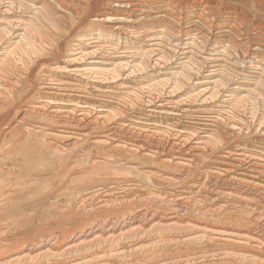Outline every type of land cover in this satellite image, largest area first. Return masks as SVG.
I'll return each mask as SVG.
<instances>
[{
  "label": "rangeland",
  "instance_id": "374dc122",
  "mask_svg": "<svg viewBox=\"0 0 264 264\" xmlns=\"http://www.w3.org/2000/svg\"><path fill=\"white\" fill-rule=\"evenodd\" d=\"M0 1H3L4 4L2 6V14L0 12V31L4 30L2 36L4 42L2 41L0 43V56L10 54V51L15 49V46L20 45L19 43L28 47H26V51L28 52L23 55H21L22 53L20 55L15 54L13 57L8 55L9 60L7 61L9 63L7 64V68H10H8L9 72L7 73L11 74V76L17 73L22 74L24 76L25 87L34 89L33 92L31 91L24 95L25 102H38L40 100L39 97L45 94L44 89L40 85L45 80H48L55 86L81 87L80 81L86 79H84V75L79 70L86 69V65H92L93 69L101 67V69L103 68V70H109L111 72L107 77L101 76V79L107 82L104 81L105 83L103 82L102 86L108 89L109 94L95 92L93 89L88 88L84 92L85 94L81 95L89 103L99 108L101 107L102 109H100L102 111L106 109L105 111L111 112L108 107L115 110L119 108L117 112L121 113L124 111L122 115L125 114V117L120 116V113L118 116L117 112H115L116 115H112L117 120H123L129 123L133 121L134 124L137 123L141 127L150 125L148 127H155L161 132H164V130H168L170 133L185 132L190 134L189 132H194V134L192 133L190 135L197 134L201 137L206 132L213 135V139H211L213 143L210 142L208 145V147L210 146L208 148V156L202 161V165L197 169V173H195L194 178L190 182L204 178V174L207 173L206 171L216 166L212 159L229 151L244 150V152L249 153L251 156L257 159L259 158V160H264V61L262 62L261 58L252 56L246 58L242 66L238 68L234 67L235 65L233 66V62L230 61L231 58L229 55L236 53L234 43L235 41L239 42L241 39L236 33H226L227 38L222 44L209 47L205 51L201 45L202 40L199 37L194 38L181 35L180 41L174 42L177 39L173 40L168 37V34L154 33L155 36L147 38L143 30L135 31V33L125 32L124 30L123 32L119 27L123 28L132 25L135 20L142 17L133 16L131 18L132 20H125V10L123 11L121 8L114 7L111 0H91L88 5H86L87 0H83V3L80 6L78 5L80 11L72 7L74 0H66L67 7L61 5L58 0H48L52 5L51 9L53 11L49 9V14L44 12L43 15L32 10L31 6L21 7L18 4L19 2H16L14 5L13 13L11 12L9 14L6 10L8 1ZM159 1L161 0H156V2ZM194 1L180 0V8L184 14L191 11V5L194 8H198L196 11L199 14L200 3ZM206 1L210 5L217 7V11L212 12L215 25H222L228 18L229 20L234 19V23L237 26L239 25V29L237 30L241 31V34L244 33L243 38L249 40L256 33L264 30L260 29L261 27L264 28V9H262L264 8V0H204V3ZM185 4L189 6L187 7ZM4 11L8 14L6 16L11 17L9 21L11 20L13 22V24H10V28L8 26L9 24L4 20ZM196 11L194 13L197 14ZM232 11H236L237 16L234 17L231 15L230 12ZM102 12L108 14V16L104 18L105 20L103 18L97 20L94 16ZM41 16H44V19ZM238 16L243 18L240 19ZM27 20H33L36 24V28L34 26L35 31L33 30L35 33L31 32L30 34L29 32L25 34ZM167 20L175 23L172 19ZM128 21H131V23H128ZM241 23L242 27L240 26ZM199 24H196L198 28L205 30L202 24ZM100 31L103 33L113 31L117 35L120 34L122 39H114V42L107 40L106 37H102L99 48L91 50L94 56L87 57L86 60L81 58L80 55H75L74 57L69 56L71 50H75L83 42V40L80 41L81 39L78 36L94 35ZM262 33L264 34V32ZM21 36H24L23 40ZM50 36H53L51 41V46H53L44 48L42 41L44 42ZM192 38L197 41L192 42V40H189ZM169 39L171 40L169 41ZM229 43L233 48L230 47L229 51L227 49L226 52L229 55H226L228 53L225 52L224 54L222 51ZM140 44L141 46H139ZM39 48H44V52L39 53ZM147 50H153L150 54L151 57L143 56ZM144 57L149 64L144 61ZM74 59H77V61ZM27 62H29V65ZM183 63H192L190 64V68L188 67L187 69L190 76H188L189 79H181L182 84L179 86L176 85L177 79L173 76V73L178 72ZM112 71L114 72L112 73ZM75 72H77L76 75ZM115 73L118 79H116L117 76L114 75ZM51 75L52 78H50ZM5 76L7 77L9 75L6 74ZM219 79H224L223 82L225 81L224 83L226 84L221 83L222 81ZM160 80L164 82L165 86L164 84L160 85L161 87L156 85L160 83ZM217 81L218 84L215 85ZM257 81H261L259 82L261 84L258 85ZM252 82L255 83L253 84ZM75 93L78 94L77 92ZM236 97L244 99L245 102L242 101L237 104L240 106H237L234 102ZM206 100L207 102H205ZM60 105V103L56 104L59 107L63 106ZM100 109L98 110L100 111ZM167 111L169 112L167 113ZM255 115L259 116L256 123L253 120ZM114 117L113 120H116ZM242 126L245 127L241 129ZM6 127H8L7 122H0V133L8 132V128ZM246 127H249V130ZM171 128H174V130H171ZM42 140V136L37 133L29 134L19 132L13 139L6 140L3 149L0 151V261L4 260L0 264H76L77 262H80V264H260V262L258 263L250 259L241 260L227 257L224 253V241L226 240L215 239L216 241H211V239H208L209 241L204 243H191V240L185 237L191 235L193 232L185 231L186 233H182L181 231L174 232V234L173 232L156 234L154 232L151 233L149 228L145 230V236L148 239L143 236L144 234H139L136 237L120 242L121 244H101L102 246L99 245L90 249L73 250L70 252L64 251L65 248L63 247L65 243L85 225L95 223L98 220L112 218V215L118 219H123L124 216L131 213L130 211L133 210V213H135V211L140 210L142 207H146L144 206L145 204H158L155 200L157 199L158 201V199L166 197V194L172 196L181 194V191L189 188V185L183 184L179 187L174 186L171 188L173 185H168V183L166 184L159 180L156 182V188L151 186L150 188L147 182L143 181L144 179H139L137 175L127 173L125 161L128 162L131 158L124 153L111 154L108 148H106L104 151L92 153L91 161L86 162L80 158L82 157L81 149L75 152L76 155L61 156L54 150L45 147ZM109 156L110 158H108ZM113 157L115 160H113ZM99 160L104 161L98 162ZM146 164L148 167L151 165L149 162H146ZM140 182L143 184H140ZM161 184L164 185L160 188ZM112 185H115V188L111 189L110 186ZM96 190H99V195L93 196L94 194L92 193ZM88 197H92L91 199L93 200L89 199L85 202ZM98 198L99 201H106L105 205H111V207L109 206L108 209L97 212V214L89 213L91 206L99 202L96 201ZM144 199L145 202H143ZM124 200L130 201L132 204L136 202L137 205L135 207L132 206L130 208L131 210L129 208H123L124 210L121 209L120 212L119 210L112 209L114 208V204L115 207L120 208V203L124 205L129 203ZM110 201L114 203L112 202L111 204ZM140 203L145 204L141 206ZM219 218L206 219L204 217L197 218L196 216L197 220H194L202 223L205 221L209 226L220 230L235 228L236 226L237 229L244 230L246 226L248 227V223L246 225L245 222L238 223L234 219ZM140 236L145 238L142 240ZM160 238L165 241L154 244ZM153 241L154 243H152ZM242 241V243L236 242L237 244H235L237 246H230V250H243L242 252L246 251L245 253L249 255L251 254L258 258L264 257V247L259 246V244L255 245V243L248 245V243L246 244V239ZM43 242L45 244L50 242L48 245L52 246L55 254L52 253L48 257L34 258L37 257L36 251L44 244ZM149 242L150 244H148ZM244 242L245 244H243ZM140 247L142 248L141 250ZM120 249L121 251H119ZM24 252L30 253L31 257L21 262L9 261L8 258L12 255L25 254ZM199 253L208 255L201 258L195 257Z\"/></svg>",
  "mask_w": 264,
  "mask_h": 264
},
{
  "label": "bare ground",
  "instance_id": "6f19581e",
  "mask_svg": "<svg viewBox=\"0 0 264 264\" xmlns=\"http://www.w3.org/2000/svg\"><path fill=\"white\" fill-rule=\"evenodd\" d=\"M7 1H8L7 2L8 5L6 7V10L8 11L9 14L12 12V10H14L13 7L16 4V2H19L18 4L21 7L22 6H26V7L31 6L32 10L36 11L38 14L42 13V15L44 14V12H47L49 14L48 10L52 8V5L49 3L48 0H7ZM58 1L60 2L61 5L67 7L68 4L65 2L66 0H58ZM82 1L83 0H74V5H72V7L79 10L78 5L80 6L83 3ZM111 1H112V4L114 7L121 8V9H123V11L125 10V12H126V14H124L125 18H126L125 20H127V19L132 20L131 18H133V16L142 17V18L135 20L134 24H132V25L125 26L123 28L119 27V28H121L120 30H122V31L124 30L125 32H134L135 33V31L137 32V31L143 30V33L145 34V36L147 38L155 36L154 33L155 34L156 33L157 34H168V37L172 38L173 40L177 39L174 42H179L181 35L191 36L194 38L199 37V39L202 40L201 45L203 46V50H205V51L209 47H214L215 45L222 44L225 41V39L227 38L226 33H232L233 32L234 34L236 33L237 35H239L241 37L239 42L235 41V43H234V46H235L234 48H236L235 49L236 53L229 55V53L226 52L227 49L229 51L230 47L233 48L230 45V43L227 44L228 46H226L222 52L224 54H225V52L228 53L226 55L230 56V58H231L230 61L233 62V66L235 65L234 67L238 68L239 66H242V64L245 63L246 58L252 57V56L255 58H261L262 62L264 61V44H263L264 34L262 33V32H264V30L256 33V35L253 36V38L251 40H249L247 38L242 37L244 33L241 34L240 33L241 31L237 30V29H239L238 28L239 25L237 26V24L234 23V21H233L234 19L229 20V18H228V20L227 21L225 20L226 22H224L222 25L221 24H220V26L215 25V23H214L215 19L213 18L212 12H214L217 9V7L210 5V3H208L207 1L205 3H204V0H195L194 1L196 3H200L199 14L196 11L198 8H194L193 5H191V7H190L191 11L187 14H184L182 12L183 10H181V8H180V0H161L159 2H156V0H118V1L117 0L116 1L111 0ZM261 1H263V0H261ZM90 2H91V0H87L86 5H88ZM3 5H4L3 1H0V12H1V14H2V8H3L2 6ZM181 5H183V4H181ZM185 5H187V4H185ZM37 6H39V7H37ZM188 6L189 5H187V7ZM262 9H264V8H262ZM242 10H243V8H242ZM194 11H196L197 14L194 13ZM3 13L5 15L4 20L9 24V25L8 24L7 25L10 28V24H13V22L11 20L9 21V18H11V17L6 16V15H8L7 12L4 11ZM50 14H51V12H50ZM230 14L233 15L234 17L237 16L236 11H232V12H230ZM44 16H41V17L43 18ZM53 16H54V14H53ZM107 16H108V14L102 12L101 14L94 16V17L97 20H100L101 18L104 19ZM242 18H240V19H242ZM167 19H172V21H174L175 23H171V22H169L170 20L168 21ZM38 20H40V19H38ZM45 20H46V18H45ZM235 20H236V18H235ZM129 22L131 23V21H128V23ZM198 23L202 24V26L205 30H203L202 28L201 29L198 28V26L196 25ZM54 24H56V23H54ZM35 25L36 24L33 22V20H27V22L25 24V27H26V29H25L26 33L25 34H28L29 32H30V34H31V32L35 33L34 32L35 31L34 30ZM57 25H59V24H57ZM8 26H6V27H8ZM240 26L242 27V23ZM257 26H259V25H257ZM35 28H36V26H35ZM110 28H111V26H110ZM260 29L262 30L264 28L261 27ZM111 30H113V29H111ZM120 30H119V32H120ZM115 31H116V29H115ZM258 31H259V29H258ZM3 33H4V30L0 31V43L3 41V38H2ZM238 33H240V34H238ZM83 34H85V33H83ZM52 37L50 36L49 38H46V40H44V42L40 39V41H42V43H44V46L42 45L44 48L45 47L49 48L51 46ZM78 37L81 39L80 41L83 40V42L79 44L78 48L75 47L76 48L75 50H71L69 56L74 57L75 55L76 56L80 55L81 58H83L85 60L87 57H91V56L93 57L94 56V53L91 50H93L95 48H97V49L99 48V46L102 42L101 41L102 37H104V38L106 37L107 40H109V41H114V39H118V40L122 39V36H120V34L117 35L113 31H109V32H105V33L100 31L94 35H81ZM23 38H24V36H21L22 40H23ZM229 39H231V38H229ZM170 40L171 39H169V41ZM189 40H192V42L197 41L196 39H193V38L189 39ZM106 43H108V42H106ZM19 44L21 45V43H19ZM20 45L15 46V49L10 51V54H8V55L13 57V55H15V54L20 55L22 53L21 55H23L26 52H28V51H26V47H27L26 45H24V44H22L21 46ZM28 45H29V43H28ZM139 46H141V44ZM44 48L43 49L39 48V50H40L39 53L44 52V50H45ZM94 51H96V50H94ZM152 51L153 50L145 51V55H143V56H147V57L150 56ZM231 51H233V50H231ZM220 54H221V52H220ZM8 55L0 56V118H1L0 122H7L8 123V127H6V128H8V132L0 133V151L3 149V147L6 143V140L13 139L19 132H21V133L25 132V133H29V134L37 133L40 136H42L43 145L45 147H48V148L54 150L55 152H57L61 156L75 154V152H77L79 149H81L80 152H81L82 157H80V158L86 162L91 161V154L92 153H95V152L98 153V151H104V150H106V148H108V150L111 154L124 153L126 156L131 158L130 160H128V162L125 161L126 166H127L126 167L127 173L137 175L139 177V179L140 178L144 179L143 181H146L149 187L151 186V187L156 188V186H155V185H157L156 182L159 180L163 181V183L164 182L166 184L168 183V185L169 184L173 185L171 188H173L174 186L179 187L183 184L189 185V188H186V190H184L182 188L183 191H181V194H179V195H173L174 196L173 197L172 195L166 194L167 195L166 197H163L162 199H158V201L156 199L155 201L158 202V204L148 205L145 203H140L141 206H143L145 204L144 206H146V207H144V208L142 207L140 210L135 211V213H133V210L130 211L131 213L124 216L123 219H118V218L114 217V215H112L113 216L112 218H109L106 220H98V221L95 220L96 221L95 223H89L85 226L83 225L84 227H82V229H80V230L78 229L79 231L77 233H75L73 235V237L65 243V245L63 247V248H65L64 251L70 252L73 250L77 251L80 249H90L92 247H96L99 245L102 246L101 244H104V245L110 244V243L111 244L112 243L119 244L120 242L125 241V240L130 239V238H133V237H136L139 234H142V235L144 234L143 236H145V230L147 228H149V231L151 233L154 232L156 234H162V233L164 234V232H173V234H174V232H181V231H182V233L185 231H187V232L190 231L191 233L193 232L191 235L185 237L187 239H190L191 243H204V242H208L209 241L208 239H211V241H213L215 239L226 240V241H224V244H225L224 253L227 257H230V259L231 258H236V259H241V260L250 259V260H253V261L258 262V263L260 262V264H264V259H263L264 257L258 258L254 255H251V254L249 255V254L245 253L246 251L242 252L243 250H241V251L233 250V249L230 250L231 249L230 246H237L236 242L242 243L243 239H246V244L248 243V245L249 244L252 245L255 243V245L259 244V246L264 247V162H263L264 160L261 159L262 160L261 161V160H259V158L257 159L255 157L251 156L249 153L244 152V150L241 151L240 149L237 151H235V150L229 151V152L225 151L226 153H223V154L218 155V156L215 155L216 157L212 160L214 161V165H216V166H215V168L208 169L206 171L207 173L204 174V178L197 179L193 182H190L192 180V178H194L195 173H197L196 172L197 169L202 165L201 164L202 161L205 158H207V156H208V151H209L208 148H210V146L208 147V145L210 144L211 139H213L212 138L213 135H211V133L206 132L205 135H203L201 137V136L197 135L196 133H195L196 135H190L192 133L194 134V132H192V133L189 132L190 134L185 133V132H179V131H176L179 133H170L168 130H167L168 131L167 132L164 129H163L164 132H161V131H158L159 129L157 130L155 127H148L150 125H148V126L146 125L147 127H143V126L141 127L137 123H136L137 124L136 125L133 123L132 120H131L132 123H129V122L123 121V120H117L113 115H116L115 112H117V110L119 108L117 110H115V109H111L110 107H108L111 110V112L105 111L106 109H103V111H102L101 107H100L101 108L100 109L98 106L89 103L86 100V98L83 95H81V94H85L84 92H86L88 90V88L93 89L95 92H100V93H104V94L108 93L109 94L108 89H106L105 87L102 86V83L104 81L106 82V80L101 79V76L107 77L108 75H110L109 73H111V72H109V70H103V68L101 69V67H99V68L96 67L97 69H93L92 65H86V66L84 65L86 69H82L83 71L79 68L80 73L82 75H84V79H86V80L80 81L81 87H73V86L72 87H70V86L65 87V86H59V85L55 86V85L51 84V82H49L48 80L43 79L45 81L40 85V87L42 89H44L45 94H42V97L41 96L39 97L40 100H38V102H25L24 95L30 93L31 91L33 92L34 89H31V87H29V88L25 87V85H24L25 81L23 80L24 76L22 74L20 75L17 73V74H14L13 76H11V74L7 73V72H9L8 70L10 69L9 67H8L9 69L7 68V66H8L7 64H9L7 62L9 60ZM226 55H225V57H226ZM26 56H28V55L26 54ZM83 59H81V60H83ZM74 60L77 61V59H74ZM146 60L147 59L145 58L144 61H146ZM18 62H19V60H18ZM146 62H144V63H146ZM27 63L29 65V62H27ZM70 63H71V61H70ZM148 64H147V66H148ZM190 64H192V63H190ZM190 64L189 63H183L181 65V69H179L178 72L173 73V76H175V78L177 79L176 85L181 86L182 80H185L186 78H188V76H190L187 72L188 67L190 68ZM22 65H25V64H22ZM165 65H166V63H165ZM240 68H242V67H240ZM27 69H29V68H27ZM114 71H112V73ZM70 72H72V71L70 70ZM76 73L77 72H75V75H76ZM238 73H239V71H238ZM6 74L9 76L6 77L5 76ZM23 74H24V72H23ZM81 74H80V76H81ZM94 75H95V77H94ZM114 75L117 76L116 73ZM263 75H264V73H263ZM44 77H46V76H44ZM50 78H52V75ZM110 78H112V77H110ZM116 79H118V76ZM29 80H30V78H29ZM219 80H221V79H219ZM223 80L224 79L221 80L222 81L221 83L225 82V81L223 82ZM259 82H261V81H257L258 85L261 84ZM30 83H31V81H30ZM84 84H85V86H83ZM163 84H164V82H161V80H160V83H157L156 85L160 86ZM216 84H218V81L215 82V85ZM224 84H226V83H224ZM164 86H165V84H164ZM155 87H157V86H155ZM160 87H158V88L160 89ZM166 88H168V87H166ZM116 91H114V92H116ZM236 91L238 92V90H236ZM74 92H77L78 94H76V93L74 94ZM147 96H149V95H147ZM102 98H104V97H102ZM198 98H200V97H198ZM242 101H244V99H242V98L240 99V98L236 97L234 102L237 105V104L241 103ZM205 102H207V100ZM57 103H60L63 106H61V105H60L61 107L56 106ZM237 106H240V105H237ZM98 109H100V111ZM109 109H107V110H109ZM168 112L169 111H167V113ZM119 113L120 112H117L118 116H119ZM122 113H124V111L120 113L121 114L120 116L125 115V114L122 115ZM113 117L116 120H113ZM258 117L259 116L255 115L254 119L252 118L255 123L257 122ZM244 127L245 126H242L241 129H243ZM168 129H169V127H168ZM172 129L174 130V128H171V130ZM247 129L249 130V127ZM3 132H4V130H3ZM211 143H213V142H211ZM82 146H84V147H82ZM212 146H215V145H212ZM210 152H213V151H210ZM108 158H110V156ZM76 159H79V158H76ZM113 160H115L114 157H113ZM102 161H104V160H99L98 162H102ZM98 162H96V163H98ZM146 162H149L151 164L150 167L147 166ZM76 165H74V166H76ZM208 168H209V166H208ZM136 182H138V181H136ZM140 184H143V183L140 182ZM163 185L161 184L160 188ZM110 187H111V189H113V188H115V185H112ZM168 188H169V186H168ZM117 189H119V188H117ZM168 193H170V192H168ZM92 194H94L93 196L99 195V190L98 191L96 190ZM159 194H160V192H159ZM161 195H163V194H161ZM92 197L86 198L85 202L87 200L91 199ZM91 200H93V199H91ZM133 200H135V199H133ZM140 200L139 201L137 200V201L141 202ZM148 200L150 201V199H148ZM96 201H99V198ZM112 202H111V204H112ZM125 202H129V203L126 205L120 203V205H121L120 208L115 207V204H114V208H112V209L113 210H119V212H120V210L123 208H129L130 209L132 206L135 207L137 205L136 202L133 204L130 203V201H125ZM125 202H123V203H125ZM143 202H145V199ZM105 203H106V201H104V200L99 201L95 205L92 202L93 206H91V208L89 209V211H90L89 213L97 214V212H102V211L108 209L109 206L111 207V205L108 206V205H105ZM117 204H118V202H117ZM83 205H85V204H83ZM83 205H81V206H83ZM81 206H79V207H81ZM121 213H122V211H121ZM74 216H76V215H74ZM196 216H197V218L198 217H204L206 219H209V218L215 219L217 217H220V218L223 217L222 219H224V218L234 219L238 223L239 222H245L246 225L248 223V227L246 226V228L244 230L237 229L236 228L237 226L235 228H228V229H224V230L215 229L214 227H211L207 223H205V221L203 223L199 222V221H195L194 219H196ZM180 236H181V234H180ZM145 237H143V238H145ZM57 238H58V236H57ZM143 238H142V240H143ZM178 238H177V240H178ZM139 240H140V238H139ZM49 241H50V239H49ZM154 241L152 243H154ZM164 241H165L164 239L160 238V240H158V241L156 240V242L154 244L161 243ZM170 241H172V240H170ZM43 243L44 244H42L41 246L39 245L40 247L36 251L37 257H34V258L48 257V256L52 255V253L55 254L53 252L52 246L48 245V243H50V242H47L46 244H45V242H43ZM152 243H151V245H152ZM148 244H150V242ZM243 244H245V242ZM144 245H145V243H144ZM141 249L142 248L140 247V250ZM119 251H121V249ZM124 253H126V252H124ZM205 253H207V252H205ZM205 253H199L195 257L201 258V257L208 255V254L205 255ZM30 255L31 254L27 253V252L25 254L20 253V254L12 255L8 259L10 262H21L23 260H26L28 257H31ZM188 258H190V257H188ZM192 259H194V258H192ZM164 260H163V262H164ZM185 260H186V258H185ZM181 261H183V259H181ZM0 262H4V260L0 261ZM76 264H80V262H77ZM162 264H166V263H162Z\"/></svg>",
  "mask_w": 264,
  "mask_h": 264
}]
</instances>
